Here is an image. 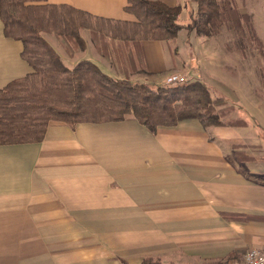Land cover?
<instances>
[{
  "label": "crops",
  "instance_id": "1",
  "mask_svg": "<svg viewBox=\"0 0 264 264\" xmlns=\"http://www.w3.org/2000/svg\"><path fill=\"white\" fill-rule=\"evenodd\" d=\"M158 1L180 6V25L195 16L194 0ZM248 3L254 15L257 8L264 15V0ZM25 4H65L111 21L136 20L124 9L127 0ZM83 30L84 49L71 65L88 59L116 78L152 84L186 72L211 94L241 103L228 70L211 64L210 57L222 55L209 41L215 35L182 29L174 38L137 45L105 40L103 54ZM44 33L59 52L61 39ZM185 36L189 51L178 57L170 42ZM128 48L130 67H108L117 49ZM21 51V41L4 34L0 16V88L31 71ZM249 126L204 127L186 119L150 131L129 114L120 121H50L41 141L0 144V264H222L264 246V135ZM236 140L259 150L258 170L237 160Z\"/></svg>",
  "mask_w": 264,
  "mask_h": 264
},
{
  "label": "trees",
  "instance_id": "2",
  "mask_svg": "<svg viewBox=\"0 0 264 264\" xmlns=\"http://www.w3.org/2000/svg\"><path fill=\"white\" fill-rule=\"evenodd\" d=\"M27 1L0 0L4 34L21 41V56L31 68L0 88V144L41 141L50 121L72 125L120 121L129 114L150 131L186 119H196L204 127L240 126L222 121L225 114L216 107L224 99H212L200 80L152 85L116 78L88 59L69 67L43 37L44 32L53 33L72 51L83 50L80 33L87 29L94 44L100 40L99 48L105 51L99 50L107 54V36L137 45L140 40L174 38L182 29L210 37L225 27L237 34L243 54L241 21L248 16L239 12L235 0H195L197 17L187 25L178 23L179 5L167 6L158 0H127L124 9L135 16L133 22L107 20L65 4H25ZM246 28L248 38L262 50L251 23ZM119 50L115 52L122 53Z\"/></svg>",
  "mask_w": 264,
  "mask_h": 264
},
{
  "label": "rangeland",
  "instance_id": "3",
  "mask_svg": "<svg viewBox=\"0 0 264 264\" xmlns=\"http://www.w3.org/2000/svg\"><path fill=\"white\" fill-rule=\"evenodd\" d=\"M247 3V7H241V0L237 1V7L241 14L242 12H247L248 14L252 11L251 7L249 6L250 3H248V0H245ZM196 1L194 0V4ZM244 4V2H243ZM257 10V15H254V13L251 12L250 15L246 14L248 16L247 20L244 18L242 22L244 38H241V42L245 45V53H241L239 45L240 42L237 39V34H235L233 31L224 28L225 32L218 33L215 36H217L218 39H210V43H212L213 46H215L216 52L221 51L222 55L219 53H216L215 56L210 57L212 59L211 64H216V66L222 70L224 68L228 70L229 77L232 78L235 81V88L237 87L236 91H239L240 93V101L241 103H229L230 101H233V99H229L230 101L224 100V104L221 106H217L216 109L219 112H222L224 117L222 116L221 119L225 123L230 124H239L240 127L242 126H257L256 130L259 131L258 136L264 135V127L262 125V122H257L258 119H262L261 115H264V15L260 14L259 8ZM242 11V12H241ZM193 12L195 13V17H197L196 10ZM193 19V18H192ZM251 23V26L255 30V33L257 37H261L263 41V50L260 49V46L258 47L253 40H250L249 32L247 31L246 24ZM85 31V30H81ZM231 32L233 34H229L228 32ZM241 33V34H242ZM47 37L49 35H52V33L46 32L44 33ZM85 38L89 40V35L86 32ZM184 36V35H183ZM182 36V37H183ZM200 36H203L200 34ZM230 37V38H229ZM59 39V38H58ZM105 40L108 41V43H114L119 42L118 39H113L110 36L105 37ZM100 40H97L96 47L99 48V42ZM61 43V44H60ZM60 43L58 44L56 41V48L59 52H57L63 62L67 64L69 67H72L71 63L74 62V58L76 56V52L78 50H73L72 48H68L65 45V42L60 40ZM187 43V45L185 44ZM190 41L186 39V36L184 38H178L177 40H173L170 42V45L176 48V51L174 55H177L178 57H181L182 54L186 55V49L189 51L188 46ZM52 46V45H51ZM62 46V47H61ZM115 50V49H114ZM124 52L121 54L112 55L110 62H107L108 67H130L129 64V55H132V53H129V48L127 50L120 49L119 52ZM262 51V53L260 52ZM63 55V57L61 56ZM75 55L72 57V55ZM218 54V55H217ZM133 56V55H132ZM134 57V56H133ZM201 63V62H200ZM224 67V68H223ZM179 73L184 77V82H188L193 79H188L186 72H179V71H173L169 72L167 75L164 76V78H159L160 81L158 83H155V85H174L175 83H168L166 82V78L172 74ZM121 79V78H120ZM135 78H132L131 81H135ZM130 80V79H129ZM147 83V82H145ZM251 83V84H249ZM152 84V83H148ZM153 85V84H152ZM251 85V88H250ZM210 92V91H209ZM249 94L253 95L252 97L255 98L256 102V108L254 109L255 113H252V108L249 107L248 99ZM212 99L218 98L215 94H211ZM248 108L246 110V108ZM217 126H235V125H217ZM249 126V127H250ZM254 129V128H252ZM263 130V134L260 133V131ZM243 143L241 141L236 140L234 144H232L234 153L236 154L237 160H241L240 162H243L246 164V162H250L252 164H249L252 169L258 170L260 167V156L261 154H256L259 152L257 151H251L247 149H243L242 146ZM258 147L259 145L256 144ZM253 152L254 154H252ZM243 160V161H242ZM259 164V165H257ZM248 165V164H247ZM248 167V166H247ZM247 250V249H246ZM244 253V252H243ZM147 264H151L149 261Z\"/></svg>",
  "mask_w": 264,
  "mask_h": 264
},
{
  "label": "built area",
  "instance_id": "4",
  "mask_svg": "<svg viewBox=\"0 0 264 264\" xmlns=\"http://www.w3.org/2000/svg\"><path fill=\"white\" fill-rule=\"evenodd\" d=\"M184 80V77L179 73L166 78V82L175 84H181ZM222 264H264V246L248 248L239 258L226 260Z\"/></svg>",
  "mask_w": 264,
  "mask_h": 264
}]
</instances>
